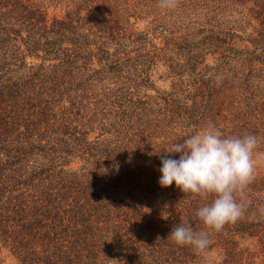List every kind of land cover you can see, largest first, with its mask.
<instances>
[{
    "label": "trees",
    "instance_id": "1",
    "mask_svg": "<svg viewBox=\"0 0 264 264\" xmlns=\"http://www.w3.org/2000/svg\"><path fill=\"white\" fill-rule=\"evenodd\" d=\"M209 124L264 156V0H0V264H264V173L218 231L158 184Z\"/></svg>",
    "mask_w": 264,
    "mask_h": 264
},
{
    "label": "clouds",
    "instance_id": "2",
    "mask_svg": "<svg viewBox=\"0 0 264 264\" xmlns=\"http://www.w3.org/2000/svg\"><path fill=\"white\" fill-rule=\"evenodd\" d=\"M258 144L255 135L225 136L209 124L161 155L158 184L162 188L175 185L182 193L202 199L211 195V202L199 207L196 216L205 228L218 231L244 213L246 204L237 195L254 178ZM173 154H179L178 158ZM167 238L197 252L209 244L208 233L195 231L188 221L175 225Z\"/></svg>",
    "mask_w": 264,
    "mask_h": 264
},
{
    "label": "rangeland",
    "instance_id": "3",
    "mask_svg": "<svg viewBox=\"0 0 264 264\" xmlns=\"http://www.w3.org/2000/svg\"><path fill=\"white\" fill-rule=\"evenodd\" d=\"M157 85L163 87L167 85V82L158 81ZM254 162L256 164L255 174L264 173V156L254 155Z\"/></svg>",
    "mask_w": 264,
    "mask_h": 264
}]
</instances>
